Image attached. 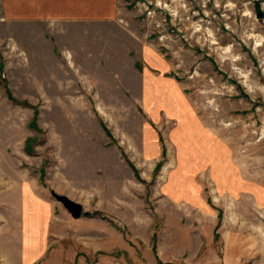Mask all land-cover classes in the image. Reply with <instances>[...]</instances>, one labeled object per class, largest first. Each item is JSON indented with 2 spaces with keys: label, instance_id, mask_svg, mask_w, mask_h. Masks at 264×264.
Here are the masks:
<instances>
[{
  "label": "rangeland",
  "instance_id": "1",
  "mask_svg": "<svg viewBox=\"0 0 264 264\" xmlns=\"http://www.w3.org/2000/svg\"><path fill=\"white\" fill-rule=\"evenodd\" d=\"M0 246V264H264V0L0 15Z\"/></svg>",
  "mask_w": 264,
  "mask_h": 264
},
{
  "label": "crops",
  "instance_id": "2",
  "mask_svg": "<svg viewBox=\"0 0 264 264\" xmlns=\"http://www.w3.org/2000/svg\"><path fill=\"white\" fill-rule=\"evenodd\" d=\"M39 2L42 3L41 6ZM115 2L116 0H3L0 15L2 22L34 19L39 16L47 20L51 18L112 20L115 17ZM190 117L187 120L189 121L187 131L192 133L194 124ZM0 247L1 259L5 255L2 253L3 246ZM32 247L29 246L27 251ZM28 257L32 255L28 254ZM4 261H6L5 258Z\"/></svg>",
  "mask_w": 264,
  "mask_h": 264
},
{
  "label": "water",
  "instance_id": "3",
  "mask_svg": "<svg viewBox=\"0 0 264 264\" xmlns=\"http://www.w3.org/2000/svg\"><path fill=\"white\" fill-rule=\"evenodd\" d=\"M257 17L262 18V13H260L258 9H257ZM51 195L59 204L62 205V207L72 217V219L78 220L81 218L83 209L80 204L70 200L66 196L59 195L54 192H51Z\"/></svg>",
  "mask_w": 264,
  "mask_h": 264
}]
</instances>
